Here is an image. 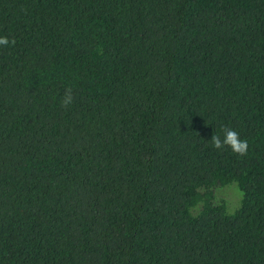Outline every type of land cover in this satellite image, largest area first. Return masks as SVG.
Wrapping results in <instances>:
<instances>
[{"label":"trees","instance_id":"1","mask_svg":"<svg viewBox=\"0 0 264 264\" xmlns=\"http://www.w3.org/2000/svg\"><path fill=\"white\" fill-rule=\"evenodd\" d=\"M0 264H264V0H0Z\"/></svg>","mask_w":264,"mask_h":264},{"label":"rangeland","instance_id":"2","mask_svg":"<svg viewBox=\"0 0 264 264\" xmlns=\"http://www.w3.org/2000/svg\"><path fill=\"white\" fill-rule=\"evenodd\" d=\"M228 188L221 190L223 192L221 195L225 196L227 200V207L230 214L234 213L239 207L242 200V193L238 188L237 184L232 183L227 185ZM234 187L233 189H230ZM238 203V204H237ZM237 205V206H235Z\"/></svg>","mask_w":264,"mask_h":264}]
</instances>
